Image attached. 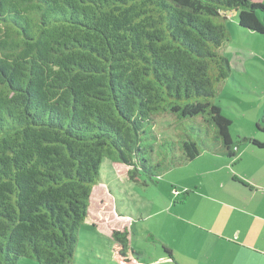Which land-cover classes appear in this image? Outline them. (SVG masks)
I'll return each instance as SVG.
<instances>
[{
  "label": "trees",
  "instance_id": "obj_1",
  "mask_svg": "<svg viewBox=\"0 0 264 264\" xmlns=\"http://www.w3.org/2000/svg\"><path fill=\"white\" fill-rule=\"evenodd\" d=\"M232 17L264 38L261 1L0 0V264H72L104 159L147 184L198 143L226 157L264 148L234 140L215 103ZM163 115L184 131L160 138ZM110 238L113 263L138 264L127 229Z\"/></svg>",
  "mask_w": 264,
  "mask_h": 264
},
{
  "label": "rangeland",
  "instance_id": "obj_2",
  "mask_svg": "<svg viewBox=\"0 0 264 264\" xmlns=\"http://www.w3.org/2000/svg\"><path fill=\"white\" fill-rule=\"evenodd\" d=\"M254 1L264 3V0ZM227 26L231 40L223 51L231 63L232 77L219 88L215 103L232 119L230 133L234 140L251 135L263 139L264 133L258 130L256 123L264 125V38L247 29H239L233 17L227 20ZM199 119L186 118L181 124L199 126ZM155 130L160 138L184 131L177 123L173 127L169 115L157 117ZM241 146L255 148L247 142H242ZM198 147L200 153L217 155L200 143ZM221 162L208 166L200 159H193L172 167L157 178L156 183L144 184L142 176L138 182L129 179L127 165L104 159L100 181L91 192L88 217L80 227L72 264H115L110 250V235L115 229L129 231L138 264H196L205 259L202 251L207 228L191 217L200 197L190 193L187 203L173 206L172 191L174 187L181 189L185 184L192 187L197 183L205 192L209 189V180H221L223 171L217 169ZM166 205L169 206L164 208ZM202 213L201 208L194 215ZM164 247L171 250L172 258ZM16 264L38 263L21 257Z\"/></svg>",
  "mask_w": 264,
  "mask_h": 264
},
{
  "label": "crops",
  "instance_id": "obj_3",
  "mask_svg": "<svg viewBox=\"0 0 264 264\" xmlns=\"http://www.w3.org/2000/svg\"><path fill=\"white\" fill-rule=\"evenodd\" d=\"M251 136L244 137L264 142V138ZM195 159L208 166L222 161L217 169L223 171L220 181L209 180L205 192L197 183L172 191L175 196L178 191L188 190L180 204L189 201L190 193L200 197L191 217L207 228H202L207 234L202 251L205 259L196 264H264V148L241 146L232 157L202 152ZM201 208L203 213L194 215Z\"/></svg>",
  "mask_w": 264,
  "mask_h": 264
}]
</instances>
